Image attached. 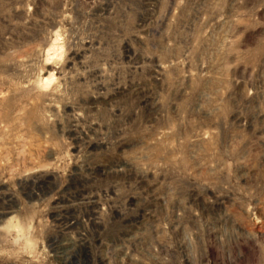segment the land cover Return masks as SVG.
<instances>
[{
  "label": "rangeland",
  "instance_id": "obj_1",
  "mask_svg": "<svg viewBox=\"0 0 264 264\" xmlns=\"http://www.w3.org/2000/svg\"><path fill=\"white\" fill-rule=\"evenodd\" d=\"M0 264H264V0H0Z\"/></svg>",
  "mask_w": 264,
  "mask_h": 264
}]
</instances>
